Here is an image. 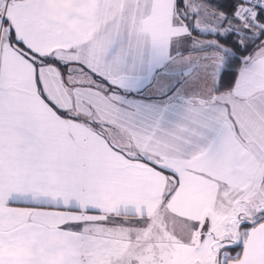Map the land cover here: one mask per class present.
I'll use <instances>...</instances> for the list:
<instances>
[{
  "label": "snow or ice",
  "instance_id": "1",
  "mask_svg": "<svg viewBox=\"0 0 264 264\" xmlns=\"http://www.w3.org/2000/svg\"><path fill=\"white\" fill-rule=\"evenodd\" d=\"M0 264H264V0H0Z\"/></svg>",
  "mask_w": 264,
  "mask_h": 264
}]
</instances>
